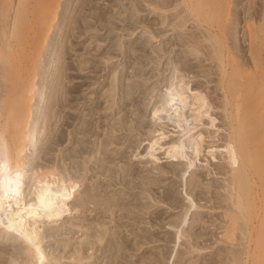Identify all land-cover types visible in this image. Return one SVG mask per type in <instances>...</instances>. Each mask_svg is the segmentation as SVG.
<instances>
[{
  "label": "rangeland",
  "instance_id": "374dc122",
  "mask_svg": "<svg viewBox=\"0 0 264 264\" xmlns=\"http://www.w3.org/2000/svg\"><path fill=\"white\" fill-rule=\"evenodd\" d=\"M15 1L13 0V5ZM0 2V9L4 10L3 1ZM176 2L177 0L59 1L57 18L47 33L35 71L37 94L35 93L32 107L36 109H32L33 115H37L33 116L37 122L34 123L32 118L30 127L34 129L37 125L39 128L37 147L35 151L27 150L28 157H32L35 163L31 167L34 169L27 172V176L33 177L31 184H34V187L50 190L75 189L76 192L75 209L71 215L62 218L63 223L61 227L58 226L66 233L55 236L45 246L47 254L54 253L56 258L58 257L57 264H219L221 256L218 248L222 242L218 241L217 226L210 224L217 216L215 210L210 208L213 200L211 203L207 198L215 189L213 181L222 179L215 177V170L212 169L213 166L207 165L208 161L197 160V171L193 176H186L187 181L180 187V177L177 174L176 176L171 172L163 173V170L177 168V165L163 163L162 167L160 163L156 166L148 160L149 155L143 152L148 139L157 135L161 127H164V131L172 130L170 133L175 134V118H165V123L161 124L156 119L154 109L160 107L163 110L164 106L167 107L166 102L170 96L176 94L177 85L186 87L189 83L191 88L197 82L202 95L208 98L211 117H216V123H222L220 108L216 107L218 99L216 94L212 93L213 89L211 90L214 83L208 84L205 77H200L204 70H209V61L203 57L200 64L195 62L196 60L192 61L189 47L179 43L178 34L184 32L183 35L188 39L192 29H179ZM242 3L239 8H243L240 13L243 20H238L241 22L236 25L235 36L236 40H239L236 44H241L243 52L248 56L249 40L245 27L249 2L243 0ZM1 16L3 15L0 14V29L8 23L4 22ZM180 54L187 56L188 67H182ZM53 78H60L59 97L63 93V99L60 97L62 101L57 100V104H53V91L49 85ZM184 82H187L186 86ZM189 93L192 95V92ZM209 94L216 103L213 98L210 99ZM192 96H189V100H194ZM41 105L44 106L41 108L42 112L41 109L38 110ZM52 106H55L54 109ZM87 125L93 129L91 136L77 132L88 128ZM103 139L110 141L105 154L98 152ZM82 145L85 147V154L82 153L83 157L80 155V158L75 157L80 148L83 150ZM206 150L208 152L210 148ZM159 156L162 157L160 162L165 160L164 156ZM102 162L103 164H99ZM100 165L122 170L114 176L96 173ZM82 178L86 182L85 188L77 186ZM185 183L187 187H184ZM164 188H170L172 193L174 192L173 195H179L181 198L188 193L195 201L198 199L196 203L199 210L196 209V213L189 212L185 227H181L186 233L187 238H183L186 239L187 245H181L183 251L179 254H176V250L172 253L174 244L168 237L171 232L176 231V222H180V215H183L187 205L183 201L176 204L174 199L177 196L173 197V200L159 202L158 195ZM85 191L95 193L98 199L118 201L120 206L112 207L105 218H101L93 210L96 209L93 203L88 204V209L84 212L77 205H80L79 201L83 197L81 195ZM199 193L203 194L202 199L196 196ZM181 194L183 195L180 196ZM150 195L154 197L149 198ZM72 202L69 206L74 204V201ZM181 202L186 206L180 207ZM158 207L161 208L160 211H157ZM124 212L130 213V218L136 213L130 219L129 215L123 218ZM95 230L102 234L107 232L105 239L112 238L109 234L115 232L116 236H122H117L119 238L115 239L116 245L120 246L126 238L135 247L132 245L131 248L111 253L89 250L82 260H78L79 256L74 252L81 247V242L85 241L83 234ZM76 231L78 233H75ZM0 234V264H22L24 259L30 260L26 248L15 244L11 238L7 240L11 235L1 227ZM136 234L146 235L149 239L140 238ZM105 241L103 240L101 246ZM118 242L120 244H117ZM194 245L204 248L201 251L186 250L187 246ZM49 258L51 259V256ZM53 261L50 260L47 264H52Z\"/></svg>",
  "mask_w": 264,
  "mask_h": 264
},
{
  "label": "bare ground",
  "instance_id": "6f19581e",
  "mask_svg": "<svg viewBox=\"0 0 264 264\" xmlns=\"http://www.w3.org/2000/svg\"><path fill=\"white\" fill-rule=\"evenodd\" d=\"M0 1H3L2 5L5 7H3L4 10L0 9V14L3 15L1 18L9 23L0 29V227L11 235L6 238L7 240L11 238L15 244H21L26 248L30 260L24 259L22 264H47L50 260H54L52 264H57L58 257L56 258L54 253L47 254L45 246L55 236H62L66 233L58 226L61 227L63 223L61 219L71 215L75 209L76 192L75 189L50 190L34 187V184H31L33 177L27 176V172L34 169L31 167L35 163L32 157H28L27 152L29 151L27 150H36L39 134L37 125L35 127L32 125L34 129L30 127L34 116L32 101L36 93V65L42 46L46 42L47 33L57 18L60 0H14L16 2L14 5L13 0ZM242 1L177 0L178 17H176L178 21L176 19L175 21L179 29H192L188 39L183 35L184 32L178 34L179 43L181 46L189 47L192 61L196 60L195 62L199 64L203 58L209 61V70H204L205 73L199 74L202 75L200 77H205L208 84L214 83V88L211 90L213 89L212 93L214 92L217 96L218 106L216 107L221 109L219 111H221L222 123L221 121L216 123V117H211L208 98L202 95L203 92L198 89L197 82L191 88L190 85L188 86L189 83L184 82V85L187 84L186 87L175 86L176 94L173 93L175 95L170 96L166 102L167 107L164 106L163 110L160 107L154 109L156 119L161 124L165 123L163 121L165 118H175V134L170 133L172 130L164 131V127L163 129L161 127L157 135L148 139L149 142L143 150L144 154L149 155L148 160L156 166L160 163L162 167L163 163L177 165V168L163 170V173L177 174L180 177L178 181L180 187L197 171V160L208 161L207 165L213 166L212 169L215 170V177L222 179L213 181L215 189L207 198L210 202L213 200V205L209 207L215 210L217 216L215 220H211L210 224L217 226L218 241L222 242L218 248L221 256L219 264H264V0H248L249 8H247L248 11L246 9L248 16L245 27V34L247 33L249 40H247L249 42L248 56L243 52L242 45L236 44L235 36L238 23L241 22L238 20H243L240 17L243 8H239ZM180 57L182 67H188L187 56L180 54ZM55 79L53 78L49 84L53 91V104L57 100L60 101V97L63 96L62 93L59 97L60 78ZM188 92H192L194 96ZM189 96L194 97V100H189ZM212 98L210 96V99ZM42 107L44 106L41 105L38 110L40 111ZM36 120L34 119L33 122L35 123ZM88 128L77 132L91 136L94 133L93 129ZM82 140L84 142V139ZM108 142L110 141L103 139L99 144L98 152L105 154ZM83 146L82 149L85 148ZM207 148H210L208 152H206ZM88 149L87 152L90 150ZM83 150L80 148L76 154L73 151L75 157L80 158L85 154L86 150ZM159 155L164 156L165 160L160 162L162 157ZM97 168L96 173H107L110 176H114L119 171V169L106 165H100ZM81 180L77 186L85 188L86 182L83 178ZM173 193L170 188H164L158 195V201L173 200V197L177 196L174 199L175 202L177 201L176 204L178 201H183L187 205V209L182 212L183 215H180V222H176L177 225L174 224L176 231L171 232L172 234L168 237L174 244L172 253L176 250V254H179L182 250L181 245H187L186 239L183 238L186 236L183 228L187 216L189 212L197 211L199 206L196 203L198 199L195 201L188 193L183 198ZM81 196L83 197L79 201L80 205H77L78 208H82L85 212L88 209L87 205L93 203L96 207L93 210L100 217L105 218L112 207L120 206L118 201L115 203L108 198L98 199L95 193L92 194L89 191H85ZM150 196L148 197H154ZM196 196L199 199L203 198L202 193ZM72 201L74 204L69 206ZM183 202L180 207H183ZM160 210L161 208L158 207L157 211ZM123 214V218L127 215L130 218V213L124 212ZM174 225L173 228H175ZM106 233L102 234L97 230L91 233L85 232L83 234L85 241L81 242V247L74 252L79 256L78 260H82L89 250L111 253L133 245L126 238L122 240L120 246L116 245L115 239L117 236L121 238L122 236L118 234L116 236L115 232H110L109 236L112 235V238L107 235L105 239ZM136 236L139 235L136 234ZM139 237L149 239L146 235ZM103 240L106 241L101 246ZM177 243H179L178 247ZM203 248L194 245L187 246L186 250L201 251ZM205 249H207L206 246Z\"/></svg>",
  "mask_w": 264,
  "mask_h": 264
}]
</instances>
